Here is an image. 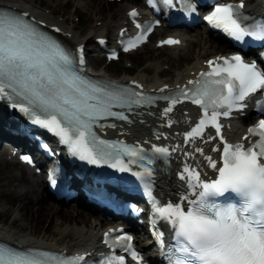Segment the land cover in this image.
<instances>
[{
    "label": "snow or ice",
    "instance_id": "6c2138e0",
    "mask_svg": "<svg viewBox=\"0 0 264 264\" xmlns=\"http://www.w3.org/2000/svg\"><path fill=\"white\" fill-rule=\"evenodd\" d=\"M149 3L155 6L154 0ZM163 3L176 7V0H163ZM183 6L189 14L197 11L187 2ZM244 8V0L238 4L216 2L204 19L240 44L246 38L264 43V20L256 21L245 14ZM129 15L135 18L138 13L132 10ZM26 17L27 13L0 9V100L11 102L10 106L27 116L33 125L59 137L80 160L131 172L130 164L145 160L141 150L120 141L100 139L94 126L108 117L128 120L123 112L113 108L152 104L154 98L85 77L78 67L84 63L83 49H80L81 58L77 59ZM143 38L138 37L125 51L136 47ZM178 43L175 39L162 41V44ZM111 58H116L115 54ZM207 64L210 71L190 80V87H181L176 95L160 99L171 100L172 106L164 109V115L184 100L202 110L199 121L186 133V140L203 138L206 128H215L223 142L222 149H213L221 152L220 166L211 156L205 159L217 177L205 181L199 171L185 167L180 179L187 181L195 198L183 195L180 202L161 205L153 197L154 213L174 230L175 245L167 257L169 264H264V119L248 129L251 140L249 136L243 137L249 140L247 147L244 143L231 144L224 140L220 124L221 117L246 109L257 93L264 95V69L239 54L217 57ZM256 105L257 112L264 115V100H257ZM196 151L203 154L202 149ZM155 152L169 154L163 147L155 148ZM124 157L130 158L127 163ZM21 158L31 163L28 156ZM152 162L149 160L148 164ZM133 175L145 181L146 176H152V169L144 167L142 172ZM51 184L56 185L54 177ZM218 197H225L227 202H219ZM108 235L105 233L104 242L110 247L119 245L131 252L133 260H142L132 248L131 236H118L109 242ZM84 259L38 250L18 252L0 246V264H77ZM102 264H125V258L110 256Z\"/></svg>",
    "mask_w": 264,
    "mask_h": 264
},
{
    "label": "bare ground",
    "instance_id": "6f19581e",
    "mask_svg": "<svg viewBox=\"0 0 264 264\" xmlns=\"http://www.w3.org/2000/svg\"><path fill=\"white\" fill-rule=\"evenodd\" d=\"M57 1L65 3L69 0ZM70 1L73 2L76 9L86 12V24L79 25L74 21L68 22L66 17L54 16L51 11L31 0H0V5L26 11L44 25H57L60 29L59 34L69 44L78 46L83 43L90 52L97 50V37H108L111 43L116 42L118 31L129 25L128 11L130 8L136 6L139 12L143 13V5L132 0L120 2ZM246 8L249 11H257L256 0H248ZM175 33L182 38L180 45L157 46L158 38L166 34L164 28H158L152 45L150 41L135 51L159 55L154 62L147 66V69L150 70L149 73L146 69H142L132 74L116 75L107 65L95 68L97 62L94 56L89 58V69L97 75L120 82L140 81L147 90L168 92L178 85L188 83L189 79H194L197 73L205 68L204 61L215 57L220 52H227L225 49V46L228 45L226 40L214 33L197 28L175 30ZM183 58L188 60L184 67L176 69L175 74L170 78L161 76L163 72L161 62L174 63ZM155 111L157 116L148 117L147 123H161L159 109H155ZM252 112L251 108L250 113ZM195 114L194 108L187 105L179 106L172 116L175 120L173 126L164 129V133L159 139L178 142L179 132ZM147 123H139L136 120L134 123L118 125L108 133L111 136H124L147 143L152 140ZM163 123L164 121H162ZM247 125V122L241 117L230 120L227 124L229 136L234 141L248 145L249 140L243 139L247 136ZM198 148L205 152L209 149V144H201ZM11 150L6 155L0 151V239L17 246H37L69 253L75 250H84L92 254L99 250L101 248L100 231L112 221H108L105 215L95 214L91 208L84 207L78 200V202L70 204L51 202V195L45 191L44 180L40 179L33 169H29L14 159ZM196 154L197 156L201 155L200 152ZM157 186L159 192L168 195L177 188V182L174 180V176L168 173L158 177ZM38 229L41 230L39 233H37ZM136 239L144 249V245L148 244L146 247L148 249L152 242V240L142 242L138 236Z\"/></svg>",
    "mask_w": 264,
    "mask_h": 264
},
{
    "label": "rangeland",
    "instance_id": "374dc122",
    "mask_svg": "<svg viewBox=\"0 0 264 264\" xmlns=\"http://www.w3.org/2000/svg\"><path fill=\"white\" fill-rule=\"evenodd\" d=\"M36 4H40L43 8H46L47 10L51 11L54 16H60L61 18L66 17L68 22H76L79 23V25L86 24V12L82 9H76L75 5L72 1H67L65 3H60L57 0H31ZM101 1V0H100ZM103 1V0H102ZM201 29V28H197ZM151 45L153 43V40H151ZM148 49V48H147ZM94 56V53H89V57ZM98 56V55H97ZM158 54H151L149 52H135L130 54H123L121 56V59L118 61H113L108 63L104 57L98 56L96 57L97 65L95 68H99L102 65H107L111 70L115 72L116 75H120L121 73H128L132 74L139 70L146 69V71L149 73L150 70L147 69V66L156 60L158 58ZM188 60L185 58L180 59L178 62H161L163 72L161 73V76L170 78L175 74L176 69H181L185 66V63ZM4 155L7 154V150H1ZM50 201L53 202L54 200ZM41 231L40 229L37 230V233Z\"/></svg>",
    "mask_w": 264,
    "mask_h": 264
}]
</instances>
